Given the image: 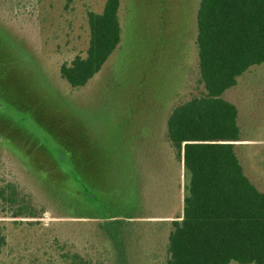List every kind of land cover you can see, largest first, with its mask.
<instances>
[{
  "label": "trees",
  "instance_id": "trees-1",
  "mask_svg": "<svg viewBox=\"0 0 264 264\" xmlns=\"http://www.w3.org/2000/svg\"><path fill=\"white\" fill-rule=\"evenodd\" d=\"M196 2L197 78L185 100L170 110L162 128L138 131L120 157L86 166L96 180H106L103 198L92 193L94 184L83 182L91 177L70 174L77 196L98 204L96 215L69 201L62 218L70 221H54L48 229L39 221L45 209L17 183L3 180L1 214L14 220L0 221V264H106V242L116 251L115 264H128L126 234L141 229L145 244L138 247L147 245L152 230L165 233L163 264H264V191L258 184L264 176L243 153L259 144L244 138L238 109L225 97L239 77L264 63V0ZM121 5L104 0L100 11H87V48L59 67L71 88L87 86L120 46ZM65 161L55 164L60 168ZM89 223L95 234L69 244L34 232L36 226L48 231ZM18 232L24 238L17 239ZM42 243H50L49 251L40 249Z\"/></svg>",
  "mask_w": 264,
  "mask_h": 264
},
{
  "label": "rangeland",
  "instance_id": "rangeland-1",
  "mask_svg": "<svg viewBox=\"0 0 264 264\" xmlns=\"http://www.w3.org/2000/svg\"><path fill=\"white\" fill-rule=\"evenodd\" d=\"M103 3L0 0V183L15 182L31 195L37 207L45 209L39 221L48 229L54 221L67 220L62 214L69 201L87 206L93 215L99 212L96 202L77 196L70 174L91 177L82 180L94 184L92 193L103 198L106 180H96L95 170L87 172L86 166L120 157L145 127L162 128L197 78L196 0H122L120 46L87 86L71 88L60 78L59 67L85 51L86 13L100 11ZM225 97L238 109L244 138L259 144L243 153L264 176V63L239 77ZM59 159L66 160L60 168L55 164ZM258 179L264 191V177ZM117 211L125 213L120 207ZM1 213L0 221L14 220ZM53 227L44 231L36 226L34 232L50 236V241L57 236L60 244L96 232L90 223ZM19 228L29 235L26 227ZM145 231L128 230V264H163L165 233L152 230L147 245L138 247L145 244ZM49 244L39 247L49 251ZM105 246L106 264H115L116 251L109 242Z\"/></svg>",
  "mask_w": 264,
  "mask_h": 264
},
{
  "label": "crops",
  "instance_id": "crops-1",
  "mask_svg": "<svg viewBox=\"0 0 264 264\" xmlns=\"http://www.w3.org/2000/svg\"><path fill=\"white\" fill-rule=\"evenodd\" d=\"M249 143H251V142H249Z\"/></svg>",
  "mask_w": 264,
  "mask_h": 264
}]
</instances>
